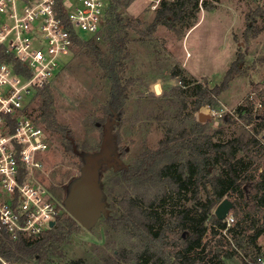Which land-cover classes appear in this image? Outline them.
<instances>
[{
  "label": "trees",
  "instance_id": "1",
  "mask_svg": "<svg viewBox=\"0 0 264 264\" xmlns=\"http://www.w3.org/2000/svg\"><path fill=\"white\" fill-rule=\"evenodd\" d=\"M132 1L110 0L108 24L102 37L107 51L95 38L77 41L78 48L92 56L111 83L108 100L101 107L103 115L96 118L99 121L96 123L104 128L103 142L108 135L106 144L110 145V154L101 158L100 164L113 168L119 185L137 189L147 186L149 191L157 187L155 193L135 191V196L125 193L127 197L124 194L122 198L125 210L119 209L115 217L106 208L104 215L114 226L132 224L136 237L143 242L136 254L138 264H260L258 257L263 254L260 240L264 235V84L259 82L253 86L257 99L239 105L234 117L224 118L231 125L242 122V132L227 133L224 127H219L209 135L203 133L206 128L192 118L191 111L218 102L220 94L244 71V52L238 51L222 82L213 87L187 77L182 68L176 66L171 74L180 78V85L170 95L198 99L184 118L190 119V128L179 129L182 118L177 124L174 121L168 123V136L160 141L156 150L135 163H124L117 148L111 145L114 144V126L131 97L129 89L138 81L125 75L126 59L130 56L129 31L147 35L163 25L185 36L198 23L201 8L213 9L220 0H160L146 30L136 20L126 21L122 15L120 7ZM258 18L264 20V0H257L255 7L246 13V39L256 37L262 31ZM258 61L264 65V57L254 62ZM37 96L40 102L30 115L47 131L61 135L65 151L79 158L81 171L90 147L75 138L71 126L59 122L55 97L48 84L39 89ZM172 110L161 108L167 113ZM176 110L185 113L187 109L178 107ZM174 129L179 133L177 137L173 134ZM74 179L63 188H51L63 208V190L67 195ZM225 198L234 203L230 212L234 222L229 226L214 213V208ZM114 208L118 210L115 205ZM80 226L65 208L53 227L33 239L3 241L0 253L12 261L49 264L53 255L64 253V247L72 241ZM112 262L125 264L118 260Z\"/></svg>",
  "mask_w": 264,
  "mask_h": 264
},
{
  "label": "rangeland",
  "instance_id": "2",
  "mask_svg": "<svg viewBox=\"0 0 264 264\" xmlns=\"http://www.w3.org/2000/svg\"><path fill=\"white\" fill-rule=\"evenodd\" d=\"M159 2L160 0H133L129 5L123 4L120 10L126 21L134 19L146 30ZM256 3L257 0H220L213 9L202 7L198 23L185 36L182 32H175L163 25L147 35L129 31L127 47L130 56L126 59L125 75L137 78L138 81L130 87L131 97L121 110V117L113 129L114 144L111 146L117 148L121 161L135 163L143 155L156 150L160 141L168 136V123L174 121L177 124L178 119L182 118L183 123L176 126L179 129L183 126L190 128V119L184 118L196 106L198 99L170 95L180 85V78L171 74L173 68L179 66L187 77L213 87L222 82L239 50L244 52V71L220 94L215 105H203L191 112L192 118L206 128L203 132L205 134L210 135V132L219 127H224L227 133L243 131L242 122L231 125L224 118L234 117L239 105L249 104L257 99L253 86L259 82L264 84V65L260 61L254 62L264 57V20L258 18V25L262 27L258 36L250 39L244 36L247 27L246 13ZM99 42L102 49L107 51L106 42L102 39ZM48 85L55 97L59 122L71 126L75 138L80 143L88 144L89 154L101 153L105 133L103 126L96 123H99L96 118L103 115L101 107L108 100L111 83L93 62L92 56L85 49L76 48L75 55L67 66ZM39 102L40 97H35L32 109ZM178 107L187 110L183 113L176 110ZM161 108H173L170 112L172 115L161 111ZM212 111L222 113V117L218 118V127L214 126ZM200 112L211 116L201 122ZM176 129L173 130L175 137L179 134ZM48 134L51 148L42 158L43 169L39 172L38 180L42 186L51 190L52 187L63 188L80 174V170L79 158L65 151L61 135L49 131ZM108 148L110 149V145ZM99 167L103 200L115 217L119 209L125 210L122 200L125 193L135 196V191L148 194L157 190V187L149 191L147 186L137 189L119 185L112 167L100 164V161ZM65 196L66 192L63 190L62 197ZM260 241L264 243V235ZM142 244L136 237L132 224L111 225L103 213L92 228L80 226L72 241L64 247V253L61 256L53 255L49 264H112V260L138 264L136 254L141 250ZM121 256H126L127 259ZM237 262L239 263L238 260Z\"/></svg>",
  "mask_w": 264,
  "mask_h": 264
},
{
  "label": "built area",
  "instance_id": "3",
  "mask_svg": "<svg viewBox=\"0 0 264 264\" xmlns=\"http://www.w3.org/2000/svg\"><path fill=\"white\" fill-rule=\"evenodd\" d=\"M109 8L110 0H0V244L36 238L65 210L38 180L51 139L30 112L39 89L75 55L77 41L102 39ZM211 115L218 127L222 113ZM225 221L231 225L233 215ZM0 264L35 263L0 253Z\"/></svg>",
  "mask_w": 264,
  "mask_h": 264
},
{
  "label": "water",
  "instance_id": "4",
  "mask_svg": "<svg viewBox=\"0 0 264 264\" xmlns=\"http://www.w3.org/2000/svg\"><path fill=\"white\" fill-rule=\"evenodd\" d=\"M159 90V88H156ZM208 113H199V120L205 121L210 118ZM108 135L104 138L103 151L98 154H88L80 174L72 181L70 189L64 198V206L68 213L87 229L92 228L106 210V203L103 200V190L100 185L99 161L110 154L106 144ZM234 203L229 199H223L216 207V216L225 220L230 214ZM51 227L55 221H51Z\"/></svg>",
  "mask_w": 264,
  "mask_h": 264
},
{
  "label": "crops",
  "instance_id": "5",
  "mask_svg": "<svg viewBox=\"0 0 264 264\" xmlns=\"http://www.w3.org/2000/svg\"><path fill=\"white\" fill-rule=\"evenodd\" d=\"M188 34V33H187ZM184 67V63L181 64Z\"/></svg>",
  "mask_w": 264,
  "mask_h": 264
}]
</instances>
